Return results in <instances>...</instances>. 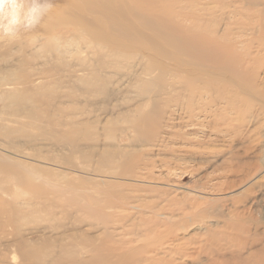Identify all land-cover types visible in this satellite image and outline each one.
I'll return each mask as SVG.
<instances>
[{"label": "rangeland", "instance_id": "obj_1", "mask_svg": "<svg viewBox=\"0 0 264 264\" xmlns=\"http://www.w3.org/2000/svg\"><path fill=\"white\" fill-rule=\"evenodd\" d=\"M48 2L51 7L64 4L62 0H48ZM232 2L235 3L234 0H215V3L210 7L218 11L222 4ZM160 3L161 7H164L169 4V1L165 0ZM114 6L115 9L123 11L120 4L118 8L115 4ZM117 13L115 15L119 17V13ZM117 16L115 17L118 18ZM120 23H122V17ZM233 24L236 26L235 23ZM143 25L145 32L157 26H160L163 32H175L170 24L160 22V18L152 13L145 15ZM122 29H124L123 24H119L117 32L121 33ZM235 29L237 30L236 27ZM248 44L247 41L245 46ZM241 46L240 44L236 46L240 49L236 47L220 48L221 55L211 67L215 72L219 71L217 73L218 82L214 85L222 94L225 93L224 90L231 91L224 96L220 93L218 96V91L213 88L210 91H204V101L209 100L210 95L212 98L207 101L209 104L203 103L207 104L208 110L205 105L203 106L206 108L202 106V110L201 107L198 109V105L188 106V102L193 101L190 97L191 91L198 87L197 79H188L189 89L181 90L182 95L180 101L177 102L172 97L171 84L180 78L175 79V75L170 73L169 68L165 69L157 64L149 66L151 85L154 81L156 84L162 82L164 85L157 88L156 92L152 94L154 105L148 100V97L140 98L136 88H133L137 79L129 74L140 69L106 64L108 67L98 71L95 80L89 86L90 91H84L83 88L86 85L81 83L76 86L81 92L77 91L72 96L73 85L71 83H52L46 88H42L41 91L45 94H54L53 97L43 98L45 94L41 95L40 92L36 101L34 98L27 100L26 105L35 107L33 113H25L20 117L9 115L0 117L1 121L9 118L22 123L20 126L16 123L20 128L18 126L14 128L17 130L25 128L24 133L17 131L13 136L24 146L23 150L31 149L29 150L30 154L23 157L24 160L34 162L41 170L45 169V173L55 174L53 178L62 177L63 173L67 172L74 183L80 186V189L92 186L87 181H106L107 184L101 183L100 190L103 193L117 190L132 198L129 206L131 205L130 209L133 211L122 210V214L141 213L142 219L148 220L153 217L155 212L160 221L164 219L165 214L177 217H175L176 222L170 227L160 226L157 233L150 234L148 243L141 242L143 237L139 239L130 233L129 231L133 228L129 225L131 221L123 220L119 222V226L122 225L126 230L123 231L120 227L118 229L126 233L122 236L124 240L122 242L123 240L117 239L118 237L107 240L104 235L102 236V230L95 231L90 228L88 223L93 219V214L80 213V216L86 220L83 223H77L73 228L72 223L77 216L70 215V210H73L69 207L71 204L59 202L55 208L54 216L42 215L39 219H30L19 230L24 234L29 244L33 243L32 246L36 249H44V251L34 254L31 260L29 259L31 264H52L53 261L58 264H77L79 256L77 255L78 257L74 259L71 252L62 247V244L65 243L76 245V249L81 246L82 250L83 247H87V249L100 247L105 253L108 252V248L117 249L116 254L123 255L124 250L122 249L131 250L137 245L147 244L150 246L158 244V242L164 244L161 254L163 253L166 259L162 257V254L163 262L173 260L172 264L177 263L178 258H181L179 261L183 264H201L203 261L205 264L209 258L208 254L204 253L205 250L210 251L219 246V248H230L231 252H238V248L245 244H248L249 252L257 257L256 259L254 257L256 260L254 264H264V109H262L264 107L261 103L264 100V47L258 49V45L255 44L251 47L253 50L247 48L249 45L246 49L243 47L242 50ZM70 47L74 46L70 45ZM215 51L209 50V54H215L218 50ZM224 55L237 56L244 63L242 65L235 61L227 62ZM105 60L110 59L106 57ZM142 71L140 72L143 73ZM221 78L223 80H220V83L219 79ZM220 85H223L224 89ZM235 85L236 87H234ZM194 92L196 93L197 90ZM247 93H251V96ZM215 95H217V99ZM220 96L222 97L219 98ZM226 99L231 104H227ZM229 99L234 100L230 101ZM183 102H186L185 105ZM214 102L216 105H213ZM221 103L222 106H220ZM256 103L258 104L255 105ZM144 104H148L147 110L149 111L156 107V116L152 117L148 112L146 114L147 110L143 109ZM176 104L181 106L180 109H177ZM182 106L184 107L182 108ZM225 106H228L226 107L228 110L225 109ZM57 107H65V110L72 113L68 116L63 115ZM193 107L195 111L192 110ZM253 107L256 109L254 110ZM260 109L262 110L260 111ZM189 111L192 112V115L188 113ZM200 113L202 117H198ZM207 114L208 116L205 118ZM143 119L146 124L143 121L144 123L138 124V128L135 129L134 122ZM65 121H71V124L66 125ZM11 131L12 129L3 130V135H7ZM143 132H145V139L142 142H136V135H141ZM42 155L45 157L43 158ZM56 174L61 176L58 177ZM32 175L39 177L35 173ZM19 179L13 172L0 168V189L8 187V190L13 191L19 187L20 190H24ZM43 181H45L44 177H39L35 183H43ZM56 187L58 188V185ZM20 194L28 196V193L20 192ZM7 197L10 196L0 190V200ZM244 208L247 213L243 212ZM236 209L241 210L242 215L246 214L244 219H235ZM187 216L189 217L187 218ZM231 216L234 217V220ZM182 219L188 224L184 223L185 225L182 226ZM1 220L6 221L5 218ZM176 223L178 224L175 225ZM231 224H244L246 228L249 227L250 232L245 231L247 233L245 234L240 227H231ZM47 226L51 227L45 228ZM137 227L140 228L138 225ZM137 227L136 229H138ZM174 228L177 231H173ZM13 232L14 228L11 226L4 233L0 231V235L3 237L0 238V260L7 264H16V262L23 264L25 257L22 252L17 251L15 247L7 246L8 242L13 241ZM170 233H173L174 236ZM166 235L169 236V239L164 240ZM174 237H176L175 240ZM93 238H99L102 241V246L98 244L96 246V240L91 241ZM132 238L136 240L130 241ZM212 238L215 239V244L210 243ZM92 243L95 244V247L90 246ZM212 245L215 246L212 247ZM93 248L92 251H96ZM236 249L237 251H235ZM130 250L128 254L133 256L134 252ZM186 250L189 253H185ZM246 252L248 251L244 250V253ZM101 253L104 252L101 251ZM172 254H175V257ZM190 254L191 256L194 254L193 259ZM83 255L84 258L88 257L87 259H89V253L86 252ZM186 255L188 256L186 257ZM120 258L109 257L108 264H131L133 260L127 259V256ZM252 259L253 256L248 262L243 263L252 264L250 261ZM230 262L225 264H243ZM2 264L5 263L2 262Z\"/></svg>", "mask_w": 264, "mask_h": 264}, {"label": "bare ground", "instance_id": "obj_2", "mask_svg": "<svg viewBox=\"0 0 264 264\" xmlns=\"http://www.w3.org/2000/svg\"><path fill=\"white\" fill-rule=\"evenodd\" d=\"M162 1L165 0H62L64 4L50 7L34 28L22 31L23 33L20 31L15 39L6 38L0 40V117L2 115L20 117V115L25 113H33L35 107H32L33 105H26L27 100L34 98V101H36V97L39 96L40 92L41 95L45 94L41 89L46 88L47 85L52 83H71V85H73V90L71 91L72 96H74L77 91L81 92V90L76 87L81 83L86 85V87L83 88L84 91H90L89 86L95 80L98 71H102V69L108 67L106 64L110 66L122 65V67L127 66L128 68L140 69L133 72V74H129L137 79L136 85H133V88H136V92L140 98H143V96L144 98L148 97V100L154 105L155 102L152 94L156 92L157 88L163 87L164 85L162 82L156 84L155 81L153 85H151L150 82L152 78L150 77V67L153 66V64H157L165 69L169 68L170 73L175 75V79L180 78L178 81H174L171 84L173 91L172 97L176 99L177 102L180 101L182 95L181 90L184 91L186 89L185 91H187L189 89L188 79H197L198 87L194 89L197 90V92L195 93L194 90L191 91L190 97L193 101L188 102V106L198 105V109L201 107L202 110L204 107L203 105H205L203 103H208L207 101L212 99L210 95V99L204 101V91H210L211 88L218 91L214 84L218 82L217 79L219 76L217 73H219V71L215 72L211 67H213L212 64L218 60L221 55L220 48L236 47L238 44L242 45V50L243 47L246 49L248 45L249 47L247 48L253 50L251 47L255 44L258 45V49L259 47H264V0H234L235 3L222 4L219 10L217 8L218 11L210 7V5L215 3V0H168L169 4L161 7L162 5L160 2ZM114 4L116 8H118L120 4L123 7V11L115 9ZM116 12L119 13V17L115 15ZM149 13L157 15L160 18V22L162 21V23L170 24V27L175 32H163L160 26L153 27L150 31L145 32L143 20L145 15ZM121 17L122 23H120ZM233 23H235L236 26H234ZM119 24H123L124 26L121 33L117 32ZM247 41L249 44L245 46ZM70 45L74 47L71 48ZM209 50L218 51H215V54H209ZM243 54L245 55V53ZM106 57L110 60L104 61ZM224 58L227 62L235 61L241 64L244 63L243 61L241 62V59L237 56L224 55ZM248 58L251 59V57ZM246 61L247 58L245 62ZM141 70H143V73L140 72ZM162 73L164 74L165 72ZM220 80H223V78L219 79L221 83ZM233 81L235 80L233 79ZM220 87L224 89L223 85H220ZM234 87H236V85ZM219 91L217 95L220 93V95L224 96V94L231 90L228 89V92L224 90V94ZM247 94L251 96V93ZM53 95L54 94H45L43 98H51ZM217 95H215V98ZM221 97L222 96L219 98ZM231 97L233 96L231 95ZM250 99L252 98L250 97ZM201 101H203L202 104H200ZM185 103L183 105H185ZM228 103L230 102L227 100V104ZM261 103L262 107H264V100L261 101ZM257 104L258 103L255 105ZM147 105L148 104L143 105L145 111L147 110ZM213 105H216V103ZM222 105L221 103L220 106ZM176 106L177 109L181 107L178 104H176ZM205 106L207 107V104ZM210 106L212 107V105ZM217 106L215 107L217 108ZM183 107L184 106H182V108ZM226 107L228 106H225V109H227ZM57 109L66 116L72 113L65 110V107H57ZM193 109L194 107L192 110ZM206 109L208 110V107ZM262 109H260V111ZM190 111L188 113L192 115ZM147 112L150 113L152 117L156 116V107L151 111L147 110L146 114ZM196 112L198 113V111ZM203 112H201L202 115ZM201 113L198 117L201 116ZM207 116L208 114L205 118ZM143 121L145 122L144 119L136 120L134 122V128L137 129L138 124L144 123ZM16 123H18L19 126L22 125V123L14 119L6 118L5 121L0 120V168L11 171L15 176L19 177V182H21L23 188L26 190H20L19 187H16L13 191L8 190V187H2L0 189L10 196L0 200V231L4 233L8 227L11 226L14 228V232L12 233L13 241L8 242L7 246L10 248L15 247L17 251L22 252V255L25 257V263L23 262V264H31V257L37 252L44 251V249H36L32 246L33 243L29 244L24 234L19 232L21 226L29 222L30 219H39L42 215L54 216L56 212L55 208L59 202L71 204L69 207L73 210H70V215L77 216L76 220H73V228H75L77 223H83L86 220L84 217L80 216V213L93 214V219H91L88 225L95 231L102 230V236L104 235L107 240H111L114 237L123 240L122 236L126 234L123 231L126 229L122 227V225L121 227L119 226V222L123 220L125 222L131 221L129 225L133 228L129 232L139 239L143 237L141 238V242L146 243L150 241V234H154V232L157 233L158 230H160V226L170 227L171 224L176 222V216L170 214H165L162 221L158 220V214L155 212L153 217L148 220H143L142 216H140L141 213L122 214V210L126 211L131 208L129 204L132 198L130 195H126V193L124 194L117 190L103 193L102 190H100L102 187L101 183L107 184L106 181H87V183L92 186H85V188L80 189V186L74 183V180L69 177V173L67 172L63 173L62 177L56 174L59 178H53L55 174L45 173V169L41 170L34 162L24 160L23 157L30 154L29 150L31 149L29 148L28 151L23 150L24 146L13 136L17 131L19 133H24L25 129L22 128L21 130H17L14 128L18 126ZM65 124L70 125L71 121H65ZM6 129H12V131L7 135H3V130ZM144 135L145 132L141 135H136V142H142L143 139H145ZM42 156L43 158L45 157L44 155ZM66 170L68 169L66 168ZM33 173L37 174L39 177H44L45 181H43V183H35L39 177H34L32 175ZM56 185H58V188ZM20 192L23 194L28 193V196L22 195ZM131 211H133V209ZM240 211L241 210L236 209L234 213L235 219H244V216H246V214L242 215ZM243 212L247 213L246 209ZM188 217L189 216H187V218ZM2 218H5L6 221L1 220ZM231 218L234 220L233 216H231ZM184 223L186 224L187 222L182 219L181 225L183 226ZM177 224L178 223L175 225ZM137 225L140 226V228L137 227ZM236 226L240 227L241 231L243 230L242 232L245 234L249 231V227L246 228L244 224H231V227ZM49 227L51 226L45 228ZM119 227L123 229V231H119ZM136 227L138 229H136ZM175 230L174 228L173 231ZM173 233L170 234L173 235ZM248 234L250 235V233ZM165 237L164 240L169 239V236L167 237L166 235ZM0 238L2 239L3 237L0 235ZM175 238L176 237H174V240ZM214 238L211 239L210 243L215 244ZM220 238L222 237L220 236ZM94 240L97 242L95 243L96 246L97 244L101 245L102 241L99 238H93L91 241L93 242ZM134 240L136 239L132 238L130 241ZM122 242H124V240ZM125 243H127V241H125ZM95 244L92 243L90 246L95 247ZM156 244L150 246L145 244L144 246L137 245L132 247L131 250L134 252L133 256L128 254L130 249L127 248V250L122 249L124 250L123 255H117V249L112 250V248H108L107 254L102 250L103 248L100 249V247H91L88 249L87 247H83L84 249L82 250L81 246H79V249H76V245H68L66 243L62 244V247L66 251L71 252L74 259L79 256L77 264H108L109 257L120 258L124 256H127V259H133L131 264H172V255L174 256L175 254L171 255L172 261L163 262L164 259L162 257H164V254L162 253L163 256L161 257V250L164 244H159V242L157 245ZM247 245L245 244L239 247L238 252H231L229 250L230 248L228 249L227 247L219 248V246H217V248L214 247L215 245H212V247H214L212 250L204 251V253L209 256L205 264H225L226 262L229 263V261L245 263V261L248 262L252 256L253 259L250 261L254 264L257 257L249 252L250 248ZM92 248L96 250L94 251L95 253L92 251ZM200 250L201 249H199V251ZM244 250L248 252L244 253ZM101 251H103L105 255H103L104 253L102 254ZM235 251H237V249ZM86 252L90 255L89 259H87L88 257H83V253ZM186 252L188 251L186 250L185 253ZM193 255L194 254L191 256L190 254L192 259ZM187 256L188 255H186V257ZM13 257L15 256L13 255ZM186 257L185 259H187ZM164 258L166 259V256ZM179 260H181V258H178L175 264H183V262ZM2 262L7 264L5 261L0 260V264H2ZM16 264L19 263L16 262ZM52 264L58 263L53 261ZM201 264H204V261Z\"/></svg>", "mask_w": 264, "mask_h": 264}, {"label": "clouds", "instance_id": "obj_3", "mask_svg": "<svg viewBox=\"0 0 264 264\" xmlns=\"http://www.w3.org/2000/svg\"><path fill=\"white\" fill-rule=\"evenodd\" d=\"M50 7L48 0H0V40L34 28Z\"/></svg>", "mask_w": 264, "mask_h": 264}]
</instances>
